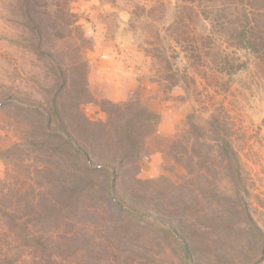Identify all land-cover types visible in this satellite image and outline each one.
<instances>
[{"label": "rangeland", "instance_id": "374dc122", "mask_svg": "<svg viewBox=\"0 0 264 264\" xmlns=\"http://www.w3.org/2000/svg\"><path fill=\"white\" fill-rule=\"evenodd\" d=\"M0 264H264V0H0Z\"/></svg>", "mask_w": 264, "mask_h": 264}]
</instances>
